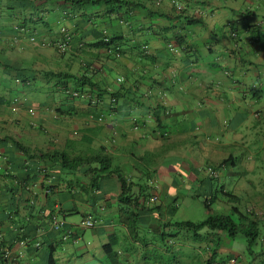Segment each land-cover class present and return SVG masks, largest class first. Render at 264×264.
Segmentation results:
<instances>
[{
  "label": "crops",
  "instance_id": "obj_1",
  "mask_svg": "<svg viewBox=\"0 0 264 264\" xmlns=\"http://www.w3.org/2000/svg\"><path fill=\"white\" fill-rule=\"evenodd\" d=\"M107 40L118 57L106 50ZM64 41L67 50L58 52ZM65 74L89 77L95 88ZM35 151L94 160L62 164ZM229 157L233 164L218 184H232L225 189L241 199L242 210L252 209L260 232L248 248L250 262L230 250L226 257L264 264V0H0L5 264H48L50 245L54 264H147L141 228L155 240L177 236L175 227L163 229L172 222L168 204L181 190L195 200L197 170ZM118 175L140 205L147 183L162 205L160 215L138 210L136 233L119 211ZM46 188L49 207L63 211L72 231L67 238L46 226ZM86 216L92 228L80 226ZM224 250L209 249L201 264L212 253L216 264Z\"/></svg>",
  "mask_w": 264,
  "mask_h": 264
},
{
  "label": "trees",
  "instance_id": "obj_2",
  "mask_svg": "<svg viewBox=\"0 0 264 264\" xmlns=\"http://www.w3.org/2000/svg\"><path fill=\"white\" fill-rule=\"evenodd\" d=\"M78 4H98L102 2V0H75ZM67 42V41H66ZM63 43V42H62ZM113 44L112 40L106 41V50L112 54L114 57L116 56L117 50H113L111 48ZM68 45V44H67ZM67 50V49H66ZM65 50V51H66ZM57 51L61 52L60 49L57 47ZM63 51V52H65ZM61 52V53H63ZM119 53V52H118ZM120 55V53H119ZM51 75L59 76L57 73H52ZM65 78L71 79L75 81L76 83L79 82L80 86L86 85L91 88H95V84H93L90 81V78H84V77H76L74 75H64ZM115 96V95H114ZM113 96V97H114ZM87 99L92 104H97V97L88 95ZM98 120H101V118H98ZM16 145L20 148V150H23L26 152L28 149L21 145L20 143H16ZM35 155H41L42 158H49V159H58L62 161V164H65L66 162L74 163L75 165H82L87 164L90 165L94 159L92 157L88 156L86 158L80 157L79 160H69L64 153H57L55 151L51 152H45L42 151H35ZM100 156V153L96 154ZM99 156H96L97 158ZM95 157V158H96ZM100 158V157H99ZM106 159V157H104ZM145 161H148V158H144ZM143 160V161H144ZM233 160L231 157L224 160L218 165H213L210 163H206L204 167L198 169L197 171L200 173H197L193 181L197 183V191L191 193L192 198L195 200H198L200 203L203 204L204 208L207 211H211V206L215 204L216 202H224L227 204H230L229 209L226 212L221 211L218 214H215L213 216H208L205 219L198 221V222H192V221H181V222H171L163 226V229H165L168 225L175 227L177 230H184L187 232H192L195 235H197L199 232L208 230L220 233L222 235H225V238L234 240L235 237L238 235H244L245 242L247 244V248H250L254 243H256V240L259 236L260 230L258 229V225L255 221L256 214L253 213L252 209H241V199L234 196L233 193L228 192L222 185H219V180L223 177L225 168L230 167L231 164H233ZM208 170H212L213 174H210ZM102 174H107L111 176L113 173L111 171H108L107 167H101L99 170ZM149 173V172H148ZM205 175V176H204ZM198 177V178H197ZM119 182L121 185V193H120V212H124L125 215L128 216L129 224L127 225V230L129 233H136L139 226V213L138 210L141 209L143 212V209L146 210L147 213H153V214H161L162 205L158 201V199H153L154 197L157 198L155 195L156 189L153 185L147 183L146 186L141 190V197L147 201L146 204L140 205L139 198H134L133 194L131 193V186L127 185L125 182V179L121 175H118ZM148 180L152 179V177L147 174ZM200 178V179H199ZM216 187V190H215ZM51 188H46V226L50 225L52 230L51 232L57 234L59 238L64 239L71 235L72 231L69 228V226L65 222V216L62 215V210L56 211L53 208H50L48 205L49 199L51 198ZM187 192H184V196L187 195ZM219 194V195H218ZM183 196V195H182ZM152 200V201H151ZM178 201H180V196L175 197L170 203L168 204L170 207V214H174L178 207ZM225 213V214H222ZM88 217V216H86ZM61 219L65 222V225L60 230H55L53 226V221L55 219ZM85 218V217H84ZM83 218V219H84ZM71 231L70 234H68V231ZM218 234V235H220ZM67 236V237H66ZM49 252L48 256V264H54V252L55 248L51 245L46 247ZM215 254L212 253L208 256L207 263L212 264L213 258ZM230 259H235L236 263L234 264H241L240 260L236 257H230L227 259L226 262H228ZM225 262V263H226ZM0 263L5 264V260L3 256L0 257Z\"/></svg>",
  "mask_w": 264,
  "mask_h": 264
},
{
  "label": "rangeland",
  "instance_id": "obj_3",
  "mask_svg": "<svg viewBox=\"0 0 264 264\" xmlns=\"http://www.w3.org/2000/svg\"><path fill=\"white\" fill-rule=\"evenodd\" d=\"M231 178L234 179L235 175L233 174ZM228 185L229 182H226L225 188H229V189L232 188L231 186L232 184H230L229 186ZM259 187L262 188V186ZM256 188L258 187L256 186ZM182 194H184L182 190L179 191L178 196H180V201L178 203L176 212L173 214V217L171 218L172 223L181 222V221L198 222L210 215L213 216L215 214L220 213L221 211L226 212L228 210V209L223 210L221 207L218 208L216 205H213L211 207V211L209 212L204 208L203 204L200 203L198 200L184 198ZM80 217L81 216H77L76 219L79 220L81 219ZM87 231L88 234H90L89 230ZM147 231H148L147 227L143 226L139 232L140 233L139 242L141 244L143 243L149 244V246L148 245L145 246L148 247V251L146 252V254L148 256L147 258L149 259V262L147 264H197V263L201 264L206 254L210 253L209 249L214 247H219L220 244L221 247L225 250L221 254H218L214 259V262L216 264H225V262L227 261L226 256L228 255L229 250L230 252H235L239 254L241 253V257L245 262H250L253 258L251 252H249L247 248V244L245 242L246 237L241 234L235 237L234 240H231L225 238V235L208 230L201 231L197 235H195L192 232L174 229V231H177L176 232L177 236L175 235L170 238L168 237L169 232H167L166 239L164 241H161V239L155 240L156 237L154 235L148 236ZM175 237H177V240L174 239ZM258 243L259 241L257 242V244ZM153 247L156 248L154 249ZM159 249L169 250L171 251V253H169L168 255H161ZM141 250L142 249H139L138 252H140ZM144 251H146V248H144L142 252ZM237 258L239 259L238 256Z\"/></svg>",
  "mask_w": 264,
  "mask_h": 264
},
{
  "label": "built area",
  "instance_id": "obj_4",
  "mask_svg": "<svg viewBox=\"0 0 264 264\" xmlns=\"http://www.w3.org/2000/svg\"><path fill=\"white\" fill-rule=\"evenodd\" d=\"M62 30L64 31V29H62ZM31 40H33V38ZM57 47L60 49L61 52H63V51H65L67 49V42L64 41L63 43L59 44ZM116 56L117 57L119 56L118 51L116 52ZM117 81L121 82L122 78H118ZM208 172H210V174H213L212 170H208ZM153 199L155 200L157 198L154 197ZM64 225H65V222L63 220H61V219H55L53 221V226H54L55 230L62 229L64 227ZM80 226L83 227V228H92L94 226V222H93L92 218L88 216V217H85L84 219H82V221L80 223ZM70 232L71 231L69 230L67 233L70 234ZM4 257H6V256H4ZM234 263H236L235 259H230L225 264H234Z\"/></svg>",
  "mask_w": 264,
  "mask_h": 264
}]
</instances>
